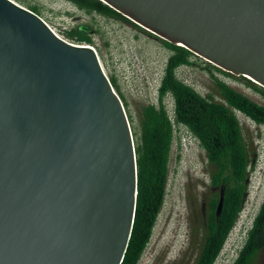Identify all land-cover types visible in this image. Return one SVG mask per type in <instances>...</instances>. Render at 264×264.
I'll return each instance as SVG.
<instances>
[{
    "label": "water",
    "instance_id": "water-1",
    "mask_svg": "<svg viewBox=\"0 0 264 264\" xmlns=\"http://www.w3.org/2000/svg\"><path fill=\"white\" fill-rule=\"evenodd\" d=\"M101 1L264 88V0ZM137 173L124 103L96 51L0 0V264H122Z\"/></svg>",
    "mask_w": 264,
    "mask_h": 264
},
{
    "label": "trees",
    "instance_id": "trees-1",
    "mask_svg": "<svg viewBox=\"0 0 264 264\" xmlns=\"http://www.w3.org/2000/svg\"><path fill=\"white\" fill-rule=\"evenodd\" d=\"M15 1L40 16L39 7L27 4L24 0ZM65 1L87 13H96L139 27L101 0ZM96 32L92 26L81 24L69 29L66 36L73 44L94 47L93 35ZM163 43L172 55L167 61L158 89L157 104L141 107L140 131L134 133L138 194L132 234L122 264H139L165 205L176 138V128L165 103L167 97L173 101L176 125L191 133L205 151L209 185L213 191L206 196L205 226L194 264H215L241 217L249 194L251 153L237 112L258 125H264V105L254 102L218 78L215 82L221 101L210 95L202 96L177 76L181 67L195 65L193 59L197 56L182 46L166 41ZM209 67L231 75L212 64ZM243 79L264 99V88L245 77ZM110 82L125 103L116 79L112 77ZM252 165L255 168V163ZM261 251H264V203L253 220L244 245L231 264H252Z\"/></svg>",
    "mask_w": 264,
    "mask_h": 264
},
{
    "label": "rangeland",
    "instance_id": "rangeland-1",
    "mask_svg": "<svg viewBox=\"0 0 264 264\" xmlns=\"http://www.w3.org/2000/svg\"><path fill=\"white\" fill-rule=\"evenodd\" d=\"M24 1L39 7L41 14L38 16L68 42L66 32L74 26L90 25L97 31L93 35L94 47H91L98 54L109 79H116L125 100V103L122 100L124 106L127 105L125 109L132 132L139 133L140 109L144 105L157 104L158 89L172 55L163 41L141 27L87 13L65 0ZM193 61L195 65L181 67L177 76L202 96L210 95L221 101L215 82L218 78L264 105V99L243 77L218 72L199 56ZM165 103L170 114L173 101L167 97ZM237 117L251 153L249 194L241 217L215 264H231L235 260L264 203V125L254 123L240 112ZM175 128L165 205L139 264H194L199 255L206 196L213 191L209 185V166L199 141L184 127L176 125ZM254 163L255 168H252ZM252 264H264V251L254 258Z\"/></svg>",
    "mask_w": 264,
    "mask_h": 264
},
{
    "label": "built area",
    "instance_id": "built-area-1",
    "mask_svg": "<svg viewBox=\"0 0 264 264\" xmlns=\"http://www.w3.org/2000/svg\"><path fill=\"white\" fill-rule=\"evenodd\" d=\"M169 116H170V120L172 121V123H173V125L175 127L176 126V123H175V117H174L173 111L170 112Z\"/></svg>",
    "mask_w": 264,
    "mask_h": 264
},
{
    "label": "clouds",
    "instance_id": "clouds-1",
    "mask_svg": "<svg viewBox=\"0 0 264 264\" xmlns=\"http://www.w3.org/2000/svg\"><path fill=\"white\" fill-rule=\"evenodd\" d=\"M174 110V107L172 108V110L171 111H173ZM173 113H174V111H173Z\"/></svg>",
    "mask_w": 264,
    "mask_h": 264
},
{
    "label": "flooded vegetation",
    "instance_id": "flooded-vegetation-1",
    "mask_svg": "<svg viewBox=\"0 0 264 264\" xmlns=\"http://www.w3.org/2000/svg\"><path fill=\"white\" fill-rule=\"evenodd\" d=\"M156 37V36H155ZM156 39H159L158 37H156Z\"/></svg>",
    "mask_w": 264,
    "mask_h": 264
}]
</instances>
